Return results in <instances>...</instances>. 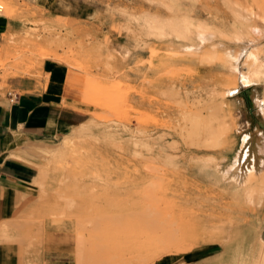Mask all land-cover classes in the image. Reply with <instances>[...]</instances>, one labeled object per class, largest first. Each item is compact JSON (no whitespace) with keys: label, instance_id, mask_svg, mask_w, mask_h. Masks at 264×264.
<instances>
[{"label":"rangeland","instance_id":"374dc122","mask_svg":"<svg viewBox=\"0 0 264 264\" xmlns=\"http://www.w3.org/2000/svg\"><path fill=\"white\" fill-rule=\"evenodd\" d=\"M2 1L0 14L16 27L0 39V77L9 80L0 91L22 92L53 59L78 72L68 84L90 117L40 146L42 155L28 150L47 143H22L10 155L44 172L34 169L14 213L0 219V244L19 247L24 264H49L43 249L57 264H111L178 225L202 243L233 221L229 212L264 194V111L240 117L233 106L243 88L263 99L264 75L250 79L264 65V0ZM161 20L192 23L191 33L160 36L148 22ZM124 39L130 49L116 45ZM133 51L144 59L128 67ZM27 66L31 75L10 76ZM65 139L71 144L58 154ZM180 241H156L148 259L171 250L147 264L191 245Z\"/></svg>","mask_w":264,"mask_h":264},{"label":"crops","instance_id":"0c3cea01","mask_svg":"<svg viewBox=\"0 0 264 264\" xmlns=\"http://www.w3.org/2000/svg\"><path fill=\"white\" fill-rule=\"evenodd\" d=\"M37 1L45 4L51 0ZM15 25V19L0 14V39L14 30ZM116 45L123 49L131 47L126 39ZM132 55L124 63L128 67L132 66L134 59H144L142 51H133ZM70 70L76 72L66 63L46 59L40 81L27 82L22 92L4 94L0 91V219L14 213L23 189L35 173L34 163L24 160L21 155L10 156L17 146L47 143L30 146L28 150L30 155H42L36 150L38 146H52L49 144L56 143L90 120L88 105L78 96V86L68 84ZM243 90L241 95L235 96L234 109L240 117H253L251 107H257L255 92L252 87ZM256 114L258 116L261 112L258 110ZM246 123L250 126L253 120ZM241 150L238 153L245 152ZM253 153L261 154L260 151ZM255 165L257 169L263 168L262 161ZM253 197L250 205L236 208L226 215L233 221L220 225L215 240L179 248L154 264H264V194ZM181 253L185 254L175 255ZM41 256L43 262L51 264L50 261L55 260L57 264L56 258L50 257L45 249ZM0 264H24L20 248L0 244Z\"/></svg>","mask_w":264,"mask_h":264},{"label":"bare ground","instance_id":"6f19581e","mask_svg":"<svg viewBox=\"0 0 264 264\" xmlns=\"http://www.w3.org/2000/svg\"><path fill=\"white\" fill-rule=\"evenodd\" d=\"M1 2H3L2 0H0V3ZM7 4V3H6ZM1 7V6H0ZM6 7H7V5H6ZM5 8V7H4ZM12 15H14V14H12ZM11 15V16H12ZM13 17V16H12ZM147 17V16H146ZM156 17V16H155ZM155 17H152V18H155ZM148 18V17H147ZM187 18H188V16H187ZM186 18V19H187ZM162 19V18H161ZM169 19V18H168ZM168 19H166V20H168ZM171 19V18H170ZM169 19V20H170ZM181 19V18H180ZM183 19V18H182ZM186 19H184V20H186ZM146 20V19H145ZM144 20V21H145ZM151 20V19H150ZM173 20V19H172ZM166 21V22H162V20H161V22H156V21H150V22H148L149 23V26H150V29H152L156 34H159L160 36H166V37H168V35H170V34H175L177 37H187L188 35H189V33H191L190 32V29H189V27L187 26V25H189V24H187L186 23V25H184V24H182V23H180V22H178V21ZM177 20V19H176ZM148 21H149V19H148ZM185 22V21H184ZM188 22V21H187ZM195 25V24H194ZM201 25V24H200ZM200 25H198V26H200ZM189 26H192V23H191V25H189ZM202 26V25H201ZM200 26V27H201ZM204 27V26H203ZM192 28V27H191ZM193 28H195V27H193ZM196 29V28H195ZM205 29V28H204ZM203 30V29H202ZM3 36V35H2ZM188 38V37H187ZM5 39V38H4ZM9 39V38H8ZM10 57H12V56H10ZM14 57H16V56H14ZM6 58V57H5ZM4 58V59H5ZM9 60H10V58H8ZM15 59V58H14ZM8 60V61H9ZM2 62V61H1ZM6 62H7V60H6ZM12 62H13V60H12ZM16 62H17V60H16ZM22 63V62H21ZM24 63V62H23ZM19 64H20V62H19ZM35 64V63H34ZM1 66H3V67H5L6 66V63L5 62H2L1 64H0ZM21 65V64H20ZM33 65V64H32ZM29 66V65H28ZM28 66H27V69L26 70H22L21 68H22V66H21V68H20V70H17V71H15V72H13V73H11L10 74V76H12V77H22V76H24V75H26V74H29V75H31L32 74V72H31V70L32 69H29L28 68ZM34 67V66H33ZM42 67H43V65H41V70H42ZM2 68V67H1ZM263 68H264V65H259V66H256L254 69H253V71L251 72L252 74H251V79L250 80H252L251 82H255L256 81V79H259L262 75H264V72H263ZM5 69V68H4ZM24 69V68H23ZM14 70V69H13ZM35 70V69H34ZM4 71V70H3ZM6 72V71H5ZM11 72V71H10ZM4 73V72H3ZM9 73V72H8ZM40 75V74H39ZM28 76V75H27ZM41 77V76H40ZM1 81H2V83L0 84V87L1 86H3V85H7L8 84V82H9V80H8V75H2L1 77ZM262 78V77H261ZM15 80V79H14ZM264 82V81H263ZM39 85V84H38ZM42 85V84H41ZM47 89V88H46ZM45 91V90H44ZM3 94V93H2ZM264 100V91H263V99L261 100V101H258L257 102V105H258V108H259V111L261 112V113H263V111H264V107H263V104H262V102H264L263 101ZM70 144H71V140L70 139H65V140H63V142L60 144V146L58 147V148H56V149H53V150H56L57 152H58V154L59 153H63L65 150H66V148L67 147H69L70 146ZM37 150V152H42V151H44V149L42 148V147H40V146H38V148L36 149ZM53 150H50V149H45V151L46 152H49V153H51V152H53ZM54 153H56V152H54ZM35 169H37L38 170V172H39V176H43L44 175V172H43V169L42 168H39V166H36V165H34L33 166ZM43 180V179H42ZM37 181V180H36ZM34 184V183H33ZM35 185V184H34ZM22 199V198H21ZM179 224V223H178ZM188 225H190V223H187ZM186 224V225H187ZM179 227H173L172 229H168V230H165V231H161L160 233H158L157 234V236L154 238V241H150L149 243H147V242H145L144 240H141V241H138V243L137 244H134V245H131V250H129L126 254H123L122 255V253H120L119 255L121 256V260H118V261H114L113 263H111V264H147L148 262H153V261H155L158 257H160V256H162L163 254H165V253H167V252H169L171 249V247L169 248H166V249H163L162 251H160L159 253H157L156 255H155V257L154 258H152V259H148L149 258V256H147L148 255V253H149V250L150 249H152V247L156 244L155 242L157 241V242H166V241H168V239H170L172 236H175L176 234H179V236L181 237V243H189V244H191V245H198L199 244V242H201L200 240H201V238L200 237H198V233H197V235L196 236H188V233H187V231H185L184 229H182L183 227H180V225H178ZM190 228V227H189ZM64 232V231H63ZM196 232H198V231H196ZM68 234V233H67ZM66 236V235H65ZM83 237H84V235H82ZM203 239V238H202ZM213 239H210V238H206V240H202V241H204V242H210V241H212ZM215 240V239H214ZM82 241H83V239H82ZM194 242V243H193ZM147 243V244H146ZM129 248V247H128ZM149 249V250H148ZM80 253H81V251H80ZM78 255H79V253H78ZM80 256V255H79ZM112 259H114L113 257H111ZM148 259V260H147Z\"/></svg>","mask_w":264,"mask_h":264}]
</instances>
